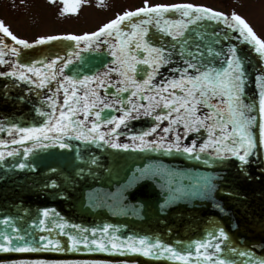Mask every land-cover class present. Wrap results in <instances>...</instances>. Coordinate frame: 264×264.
Segmentation results:
<instances>
[{"label": "snow or ice", "instance_id": "snow-or-ice-1", "mask_svg": "<svg viewBox=\"0 0 264 264\" xmlns=\"http://www.w3.org/2000/svg\"><path fill=\"white\" fill-rule=\"evenodd\" d=\"M87 3L88 0L71 3L63 0L59 14L77 13L81 4ZM97 5L105 6L104 0H97ZM9 38L11 45L7 42ZM53 41L70 44L63 55L53 53L50 58L41 56L27 63L20 62L22 49ZM81 45L83 49L104 54L107 62H101L103 71L82 74L83 66H80L70 69L73 75L65 74L73 58L82 59L77 51ZM0 65L8 66V70L0 71V77H15L51 93L43 96L49 111L35 109L40 116L47 117L45 123L30 127L16 123L6 126L8 133H19V136L11 141L0 139V160L18 154V148H10V144L30 142L22 153L27 157L36 148L58 145L67 149L71 145L65 143V138H75L92 144L103 142L114 149L184 153L196 160L203 158L206 165H223L229 157L238 158L244 165L251 163L253 157L264 162V29L257 31L235 6L223 11L191 0L173 3L141 0L138 6L116 12L94 30L80 34H42L32 40L18 37L0 19ZM249 86L254 88L251 95ZM141 116L151 118L150 126L128 132V122ZM122 126L124 134L131 137L130 143L116 139L121 135L118 130ZM152 136L155 139L149 138ZM190 136L192 139L186 142ZM91 163H96L95 157ZM15 166L34 167L23 162ZM136 172L140 175L136 176ZM161 172L163 166L156 172L148 165L134 169L123 187ZM83 173L84 169L76 170V176ZM189 178L197 185L196 195L224 211L215 202L217 189L211 177L201 173ZM55 184V180L51 181V185ZM181 191L182 186L170 188L169 200L180 198L177 194ZM168 202L160 205L161 211ZM89 203L95 204V200L90 199ZM42 213V217L20 225L14 217L0 215V224L4 226L0 229V252L42 249L131 252L145 257H166L182 264H264V254H261L264 242L251 246L233 243L225 228L215 222L203 238L191 241L185 248L181 241L176 242L180 245L176 247L158 237H122L109 224L88 228L66 219H50L48 208ZM32 226L49 234L55 229L66 239L41 235ZM13 264L109 262L35 259Z\"/></svg>", "mask_w": 264, "mask_h": 264}, {"label": "water", "instance_id": "water-1", "mask_svg": "<svg viewBox=\"0 0 264 264\" xmlns=\"http://www.w3.org/2000/svg\"><path fill=\"white\" fill-rule=\"evenodd\" d=\"M61 44V41H53L39 45L25 50L22 57L27 59L32 50L51 52ZM82 57L84 60L85 56ZM45 94L48 95L46 89L32 88L13 77H0V114L18 125L37 123L41 116H36L34 111L43 108ZM66 143L71 147L36 148L27 157L20 149L16 156L0 160V215H10L20 225L42 217V210L48 208L50 219H66L71 224L88 228L109 224L122 237H158L176 247H180L176 242L181 241L185 248L191 241L203 238L210 224L215 222L225 228L233 243L251 246L264 242V162L261 159L253 157L251 163L244 165L238 158L229 157L223 165H206L203 158L196 160L184 153L114 149L103 142L92 144L76 139H68ZM92 157L96 158L95 164L91 163ZM21 162L34 167L17 168L15 165ZM145 165L153 172L163 166V172L146 175L123 187L133 170L143 169ZM77 169H84L83 175L76 176ZM201 173L211 177L216 185L215 202L223 206V212L213 207L211 201L195 194L197 185L189 177ZM53 180L54 186L51 185ZM177 186H182L181 193L177 194L180 198L169 200V189ZM90 199H94L95 204L89 203ZM166 200L169 202L161 211L160 205ZM3 227L0 224V229ZM32 227L41 235L66 239L55 229L49 234L38 226ZM35 259L182 264L166 257H145L131 252H57L50 249L0 252V264Z\"/></svg>", "mask_w": 264, "mask_h": 264}, {"label": "flooded vegetation", "instance_id": "flooded-vegetation-1", "mask_svg": "<svg viewBox=\"0 0 264 264\" xmlns=\"http://www.w3.org/2000/svg\"><path fill=\"white\" fill-rule=\"evenodd\" d=\"M31 0H27V2H30ZM48 1V7L47 10L44 11H40V14L38 15V18L36 19L37 21L35 22L33 31L29 33L30 38H27L29 40L34 39L36 36L38 35H42L44 34L42 29H43V23L44 21V17L41 18L40 15L41 14H50L52 17H61L66 15V18L63 17V21H66L67 23H71L73 25V27H69L68 30H63V31H56L52 34H48V35H54V34H61V33H73V34H80L84 31H91L94 30L100 23L105 22L107 19H110L114 16V14L118 11H123L125 9V7L123 8H117L114 7L113 2L111 0H104V5L105 6H98L97 5V0H92L94 5H92V7H89V0L87 4H81L79 10L77 13H65L64 15H60L59 14V10L63 7V0H47ZM56 2H60V3H56ZM72 0H69V3H71ZM176 2V1H173ZM171 2V3H173ZM192 2V1H191ZM51 3V6H50ZM194 3H203V4H207L206 2H194ZM28 3H26L25 5H23L22 7L18 8L19 10L16 12L17 16L20 15H25L29 9L28 6H26ZM0 5L2 7V2H0ZM9 6H11L10 4H7ZM139 5V4H138ZM138 5H134L130 8H133L135 6ZM210 5V4H207ZM212 6V5H210ZM214 8L219 9L218 7L213 6ZM25 8V11L23 12V9ZM79 14H82L79 16ZM85 14V16H83ZM11 19H15V18H11ZM14 33V32H13ZM15 34V33H14ZM46 34V33H45ZM19 37V36H18ZM10 45H11V40L10 38L7 41ZM70 42L68 41H63L61 46L57 49H54L51 52H40L37 53L36 51L32 50L28 53V58L26 59V57H22V55H24V51L22 49L21 52V56L19 57L20 62L21 63H27L29 62L31 59H39L41 56H47L50 58L51 54L53 53H59L61 55H63L64 51L67 50L68 46H69ZM35 47V46H34ZM77 51H80V55L85 56V59H76L73 58V62L72 64L69 66V69H65V74L66 75H73L74 73L70 70L76 67H80L83 66L81 71L82 74H91L92 72H95L97 70L99 71H103V68L101 67V62L106 63L107 60L105 59V56L103 53L100 52H94V51H90V50H86L83 49V45H81L80 49H77ZM7 58V57H6ZM83 58V57H82ZM13 59H15V57H13ZM83 61V62H82ZM8 70V66L7 65H0V71H6ZM87 72V73H86ZM90 72V73H89ZM23 84H29L26 81H22ZM32 85V84H31ZM35 86V85H33ZM36 87V86H35ZM254 92V88L249 86L248 88V93L249 95L253 94ZM51 94V93H50ZM49 94V95H50ZM43 110L45 112L49 111L48 106L45 104ZM106 111H112V110H106ZM34 114V113H32ZM114 114H119V113H114ZM47 120V117H41V119L37 122V123H28L29 125H18L20 127H30V126H34V125H39L42 123H45ZM150 120L151 118L148 117H139L136 120H131L128 122L127 124V131L128 132H138L142 129H146L148 126H150ZM10 122H8L6 120V118L0 114V128H4V131H0V139H6L11 141L12 139H18L19 133L16 134H12V133H8L6 131V126L9 124ZM121 135L116 137L117 141L120 143H130L131 142V137L125 133V128L124 126L121 127V129L118 130ZM151 139H155L154 136L149 137ZM192 139V137L190 136L188 138V141L186 142H190V140ZM108 145V144H107ZM30 146V142H25L24 145H9L10 148L15 147V148H24ZM58 146V145H57ZM110 146V145H108Z\"/></svg>", "mask_w": 264, "mask_h": 264}, {"label": "rangeland", "instance_id": "rangeland-1", "mask_svg": "<svg viewBox=\"0 0 264 264\" xmlns=\"http://www.w3.org/2000/svg\"><path fill=\"white\" fill-rule=\"evenodd\" d=\"M114 7L117 8H130L135 4L141 3V0H111ZM176 0H159V2L171 3ZM192 2H206L212 6L218 7L220 10L228 11L231 7H236V10L246 15L257 31L264 29V0H191ZM0 19H3L7 25L11 27V30L19 37L30 38L29 33L33 31L36 19L40 14V11L47 10L49 6L47 0H0ZM152 2H158V0H152ZM26 6L29 7L25 15L17 16L16 12L18 8ZM60 3V2H56ZM10 4L11 6L7 5ZM94 5L92 0H89V7ZM51 6V3H50ZM25 8L23 9V12ZM82 14H79V16ZM85 16V14L83 15ZM41 18L44 17L43 33L52 34L56 31L68 30L69 27H73L71 23L63 21V17L66 15L55 18L50 14H41ZM15 18V19H11Z\"/></svg>", "mask_w": 264, "mask_h": 264}]
</instances>
